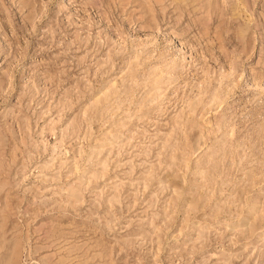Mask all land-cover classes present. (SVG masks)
<instances>
[{
  "label": "rangeland",
  "instance_id": "374dc122",
  "mask_svg": "<svg viewBox=\"0 0 264 264\" xmlns=\"http://www.w3.org/2000/svg\"><path fill=\"white\" fill-rule=\"evenodd\" d=\"M0 264H264V0H0Z\"/></svg>",
  "mask_w": 264,
  "mask_h": 264
}]
</instances>
